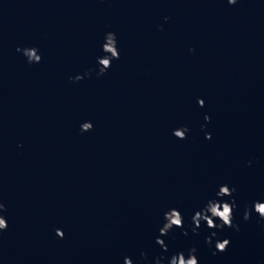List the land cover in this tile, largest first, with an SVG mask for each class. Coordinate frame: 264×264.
I'll list each match as a JSON object with an SVG mask.
<instances>
[{"label":"water","instance_id":"obj_1","mask_svg":"<svg viewBox=\"0 0 264 264\" xmlns=\"http://www.w3.org/2000/svg\"><path fill=\"white\" fill-rule=\"evenodd\" d=\"M108 32L120 56L98 75ZM224 184L239 230L193 232ZM255 201L264 0H0V264H168L193 247L199 264H264V220L243 219ZM173 208L183 228L160 237L165 251L156 239Z\"/></svg>","mask_w":264,"mask_h":264},{"label":"clouds","instance_id":"obj_2","mask_svg":"<svg viewBox=\"0 0 264 264\" xmlns=\"http://www.w3.org/2000/svg\"><path fill=\"white\" fill-rule=\"evenodd\" d=\"M230 5H235L237 0H227ZM167 19V17H165ZM116 35L113 32H108L105 35V42L102 45V51L104 52L103 57L97 58V63L99 65L98 75H103L110 67L112 60L119 59L120 53L116 46ZM17 51H21V49L17 48ZM23 54L27 57L29 63H39L41 61V56L38 54V50L36 48H25L22 50ZM83 76L77 75L74 77L76 81L83 79ZM198 103L201 107L204 106L203 99L198 100ZM205 121H209L210 117L205 115ZM81 132H87L92 130L93 125L91 122H84L80 126ZM188 129L185 127H181L179 129L174 130L173 135L178 139H186V133ZM206 139H211V134H205ZM235 192V188H230L227 184L221 185L216 193V197L218 199H210L207 204L199 211H197L192 217V221L194 224L193 232L201 226V222H206V225L210 229H223L224 227L235 228L237 231L239 230V226L233 224V210L235 208V201L232 200L231 203L223 201L224 197H231ZM6 211L5 205L0 203V213ZM254 211L261 220H264V202L255 201L253 202L252 209H248L246 207L243 219L247 221L250 219L251 213ZM219 220L220 223L217 224L215 221ZM165 223L160 228V236L157 237L156 243L161 246V248L167 251V246L165 241L160 237L165 236L169 233L173 227L183 228V217L177 209L173 208L167 211L164 214ZM7 221L3 215H0V232L7 230ZM187 235L185 231L183 233ZM56 235L60 238H63L64 233L62 230L57 229ZM216 236V232L213 231L211 236L206 238V243L209 245L212 244V237ZM230 244L229 239L217 240L215 243V249L218 252H225ZM196 249L193 247L189 249L187 258L185 257L183 252L177 253L173 255L168 264H199L198 259L195 255ZM215 255V252L213 253ZM141 257H144V253H141ZM163 257L157 258L155 264H162ZM124 264H133V261L130 257L124 258Z\"/></svg>","mask_w":264,"mask_h":264}]
</instances>
